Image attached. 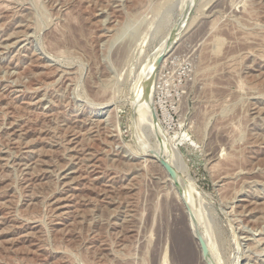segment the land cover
I'll return each mask as SVG.
<instances>
[{
    "label": "rangeland",
    "instance_id": "1",
    "mask_svg": "<svg viewBox=\"0 0 264 264\" xmlns=\"http://www.w3.org/2000/svg\"><path fill=\"white\" fill-rule=\"evenodd\" d=\"M0 264H264V0H0Z\"/></svg>",
    "mask_w": 264,
    "mask_h": 264
},
{
    "label": "bare ground",
    "instance_id": "2",
    "mask_svg": "<svg viewBox=\"0 0 264 264\" xmlns=\"http://www.w3.org/2000/svg\"><path fill=\"white\" fill-rule=\"evenodd\" d=\"M192 1L193 0H190V2H192ZM191 6L192 5H190V7H189V4H188L189 9L191 8ZM189 9H188V11H186V15L188 14ZM182 23H184V22H182ZM157 70H158V68H157L156 61H155L152 64V66L150 67V70L148 71L147 75L144 77V79L141 82L142 94H146V92L148 91L149 83L154 78V75H155V73H156ZM133 113H134V115L132 116V118L134 119L135 118V111L134 110H133ZM160 158H163V157H158V160L159 161H160ZM172 167H174V166H172ZM174 169H176V168H174ZM176 171L178 173V179L177 180H174L173 178H171V179L173 180V182H174V184L176 186V189H177L180 197H182V199H184L186 201L187 200V197H188V194H189L188 193V191H189L188 190V182H187V180L184 177H182V175H180V173L178 172L177 169H176ZM188 212L191 213V210L189 208H188ZM194 225H195V223H194Z\"/></svg>",
    "mask_w": 264,
    "mask_h": 264
},
{
    "label": "water",
    "instance_id": "3",
    "mask_svg": "<svg viewBox=\"0 0 264 264\" xmlns=\"http://www.w3.org/2000/svg\"><path fill=\"white\" fill-rule=\"evenodd\" d=\"M160 62H161V59L159 58L157 60V64H160ZM160 163L166 169V171L168 172V174L170 175L171 178H173L174 180L178 179V173H177L176 169H174V167H172V165H170V163L168 161H166L163 158H160ZM198 241H199L203 255L205 257H207V255L209 253V249H208V245H207L206 241L201 236L198 238Z\"/></svg>",
    "mask_w": 264,
    "mask_h": 264
}]
</instances>
